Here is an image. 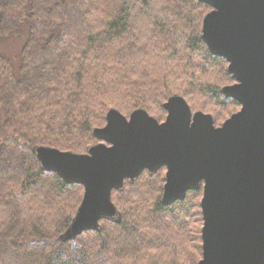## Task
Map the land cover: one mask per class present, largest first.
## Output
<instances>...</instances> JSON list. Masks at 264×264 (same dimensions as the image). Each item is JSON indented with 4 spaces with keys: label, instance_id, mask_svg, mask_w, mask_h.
Segmentation results:
<instances>
[{
    "label": "trees",
    "instance_id": "obj_1",
    "mask_svg": "<svg viewBox=\"0 0 264 264\" xmlns=\"http://www.w3.org/2000/svg\"><path fill=\"white\" fill-rule=\"evenodd\" d=\"M210 10L200 0H0V264H199L203 187L166 204V167L144 171L112 192L119 221L65 240L84 186L44 169L35 150L84 154L110 109L162 122L174 95L221 125L241 103L223 92L236 82L229 62L202 38Z\"/></svg>",
    "mask_w": 264,
    "mask_h": 264
},
{
    "label": "water",
    "instance_id": "obj_2",
    "mask_svg": "<svg viewBox=\"0 0 264 264\" xmlns=\"http://www.w3.org/2000/svg\"><path fill=\"white\" fill-rule=\"evenodd\" d=\"M200 1L211 6L202 38L229 62L236 82L223 92L240 110L216 126L212 114L193 112L174 95L163 122L142 108L129 117L110 109L106 124L93 130L100 142L87 153L36 148L44 169L84 186L63 239L100 230L102 219L116 221L112 192L166 167L164 203L203 187L199 264H264V0Z\"/></svg>",
    "mask_w": 264,
    "mask_h": 264
},
{
    "label": "rangeland",
    "instance_id": "obj_3",
    "mask_svg": "<svg viewBox=\"0 0 264 264\" xmlns=\"http://www.w3.org/2000/svg\"><path fill=\"white\" fill-rule=\"evenodd\" d=\"M9 46H10L11 51H12V52H15V51H17V49H19V46H20V45L17 44V43H12V42H11ZM239 110H240V109H239ZM155 117H156V116H155ZM156 118L158 119V117H156ZM162 122H163V121H162ZM95 144H97V142L94 143V144H92V145H95ZM92 145H91V146H92ZM46 147H47V146H46ZM51 148H52V147H51ZM89 148H90V147H89ZM89 148H88V149H89ZM88 149H87V151L84 152V153H87V152H88ZM79 154H80V153H79ZM137 179H138V178H137ZM137 179H136V180H137ZM136 180H135V181H136ZM123 189H124V188H123ZM81 203H82V202H81ZM80 206H81V204L79 205V207H78V209H77V211H76V213H75V215H74V217H73V220H72L71 224L74 222V220H75V218H76V216H77V213H78V210H79ZM115 206H116V205H115ZM116 208H117V207H116ZM117 211H118V216H117V218H116V221L120 220V218H121V216H120V211L118 210V208H117ZM70 226H71V225H70ZM70 226H69V227H70ZM67 230H68V229H67ZM89 245H90V242H89Z\"/></svg>",
    "mask_w": 264,
    "mask_h": 264
}]
</instances>
